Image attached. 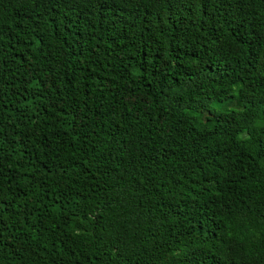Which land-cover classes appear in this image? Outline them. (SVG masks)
<instances>
[{
	"label": "trees",
	"instance_id": "1",
	"mask_svg": "<svg viewBox=\"0 0 264 264\" xmlns=\"http://www.w3.org/2000/svg\"><path fill=\"white\" fill-rule=\"evenodd\" d=\"M0 264H264V0H0Z\"/></svg>",
	"mask_w": 264,
	"mask_h": 264
},
{
	"label": "rangeland",
	"instance_id": "2",
	"mask_svg": "<svg viewBox=\"0 0 264 264\" xmlns=\"http://www.w3.org/2000/svg\"><path fill=\"white\" fill-rule=\"evenodd\" d=\"M215 109V108H212ZM210 110L211 114L214 116V119L217 120L218 118H221L224 116V113L221 111H216V110Z\"/></svg>",
	"mask_w": 264,
	"mask_h": 264
}]
</instances>
